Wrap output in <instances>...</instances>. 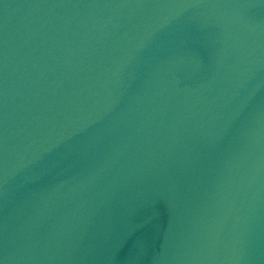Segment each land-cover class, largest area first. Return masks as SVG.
Masks as SVG:
<instances>
[{
	"label": "water",
	"instance_id": "obj_1",
	"mask_svg": "<svg viewBox=\"0 0 264 264\" xmlns=\"http://www.w3.org/2000/svg\"><path fill=\"white\" fill-rule=\"evenodd\" d=\"M0 264H264V0H0Z\"/></svg>",
	"mask_w": 264,
	"mask_h": 264
}]
</instances>
